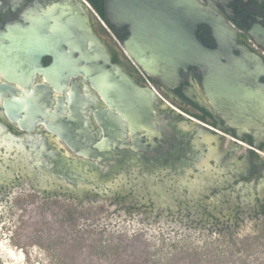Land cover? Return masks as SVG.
<instances>
[{
    "label": "flooded vegetation",
    "instance_id": "flooded-vegetation-1",
    "mask_svg": "<svg viewBox=\"0 0 264 264\" xmlns=\"http://www.w3.org/2000/svg\"><path fill=\"white\" fill-rule=\"evenodd\" d=\"M199 1L234 33L236 47L254 55L264 93V0ZM61 3L87 18L110 58L107 69L127 73L155 93L154 136L131 128L125 111L104 101L87 78L63 80L46 37L55 25L48 22L55 16L48 14L50 6ZM129 36L127 27L108 22L106 0H0V217L9 212V188L23 189L30 181L44 193L54 189L77 200L109 198L116 195L110 183L119 182L156 204L174 205L177 193L186 205L202 199L203 215L215 221L224 218L210 207L228 201L234 216L245 207L264 214V130L230 126L206 95L203 69L182 71L171 89L150 76L146 81L124 46ZM198 39L209 50L220 46L210 25L200 27ZM234 57L242 55L235 51ZM233 116L234 124H264L251 114L246 121ZM242 147L247 157L240 170L234 156Z\"/></svg>",
    "mask_w": 264,
    "mask_h": 264
},
{
    "label": "rangeland",
    "instance_id": "rangeland-1",
    "mask_svg": "<svg viewBox=\"0 0 264 264\" xmlns=\"http://www.w3.org/2000/svg\"><path fill=\"white\" fill-rule=\"evenodd\" d=\"M246 157L245 147L234 156L240 170ZM115 186L109 198L80 200L44 193L32 181L9 188V212L0 217L1 263L264 264V214L256 209L234 216L233 201L217 203L210 210L224 219L215 221L203 215L202 195L186 205L175 193L168 206L122 182ZM162 190L169 194L166 184Z\"/></svg>",
    "mask_w": 264,
    "mask_h": 264
},
{
    "label": "water",
    "instance_id": "water-1",
    "mask_svg": "<svg viewBox=\"0 0 264 264\" xmlns=\"http://www.w3.org/2000/svg\"><path fill=\"white\" fill-rule=\"evenodd\" d=\"M50 7L48 14L55 16H49L48 22L55 25L47 27L46 37L53 41L51 48L63 80L71 76L87 78L104 101L125 111L131 128L147 130L154 136L159 125L153 120L155 93L138 87L127 73L107 69L110 58L80 11L65 3ZM106 16L111 26L129 29L130 36L124 42L126 51L148 76L171 89L179 84L182 71L203 69L206 95L224 120L235 128L264 130L262 123L231 122L233 113L241 121L248 120V114L255 121H264V93L259 83L263 70L253 64L251 52L235 46L234 33L227 31L199 0H106ZM202 25L213 28L220 42L217 50L200 43L198 32ZM235 51L242 58H235ZM74 54L78 57L74 58ZM89 158L102 160L97 156ZM115 185L110 183L113 192Z\"/></svg>",
    "mask_w": 264,
    "mask_h": 264
},
{
    "label": "built area",
    "instance_id": "built-area-1",
    "mask_svg": "<svg viewBox=\"0 0 264 264\" xmlns=\"http://www.w3.org/2000/svg\"><path fill=\"white\" fill-rule=\"evenodd\" d=\"M95 16L98 18L97 14L95 13ZM99 19V18H98ZM102 24L105 26L104 22L101 20ZM138 72L142 78H144L146 81H148V75L137 66ZM254 150V149H253Z\"/></svg>",
    "mask_w": 264,
    "mask_h": 264
},
{
    "label": "crops",
    "instance_id": "crops-1",
    "mask_svg": "<svg viewBox=\"0 0 264 264\" xmlns=\"http://www.w3.org/2000/svg\"><path fill=\"white\" fill-rule=\"evenodd\" d=\"M3 247H2V245L0 244V249H2ZM5 252V249L3 250V253ZM10 255H12V253H9V250H7L6 252H5V258H6V260L7 261H9V256Z\"/></svg>",
    "mask_w": 264,
    "mask_h": 264
}]
</instances>
